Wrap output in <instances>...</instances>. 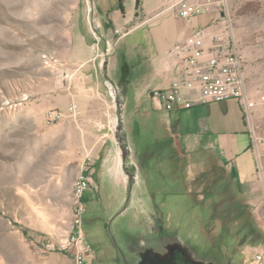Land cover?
I'll return each instance as SVG.
<instances>
[{"label": "rangeland", "instance_id": "rangeland-1", "mask_svg": "<svg viewBox=\"0 0 264 264\" xmlns=\"http://www.w3.org/2000/svg\"><path fill=\"white\" fill-rule=\"evenodd\" d=\"M203 1L208 2V8L222 10L217 0ZM225 2L246 59V89L253 101L249 124L264 137V0ZM65 6L64 0H0V226L3 221L19 225L20 220H29V214L52 205L64 210L61 203L23 202L21 194L31 193L23 189L28 182L3 179L13 174L10 166L18 169L20 163L45 164L53 173L62 169L65 180L72 178L67 140H60L55 148L41 144L39 134L50 130L67 134L73 130L70 122L83 116L78 105L93 104L94 117L102 118V114L105 124L94 132L104 133L97 140L103 144L101 150L97 157L85 161L90 180L83 229L96 254L92 264H118L114 244L122 245L130 236L158 224L178 232L199 252L250 264L251 256L264 248V217H238L241 209H236L230 188L220 183L219 166L209 154L197 159L192 156L186 181L189 190L183 187L179 179L184 165L177 167L166 142L148 148L149 140L132 132V87L115 82L120 87L115 100L106 89L109 78L104 67L114 52L116 38L103 37L101 23L93 35L92 12L86 14L94 39L89 57L79 44L56 42L50 33L42 32L62 27L56 19H61ZM61 29L68 32L69 28ZM132 73L137 82L141 78L138 70ZM71 104L77 108L74 116L69 112ZM49 110L59 111L61 117L49 121ZM76 129L82 131L84 126L79 123ZM120 146L127 147L125 158ZM24 147L33 153H22ZM143 147L157 148L155 159L160 161L149 162L154 159L151 157L146 161ZM200 159L202 163H198Z\"/></svg>", "mask_w": 264, "mask_h": 264}, {"label": "crops", "instance_id": "crops-1", "mask_svg": "<svg viewBox=\"0 0 264 264\" xmlns=\"http://www.w3.org/2000/svg\"><path fill=\"white\" fill-rule=\"evenodd\" d=\"M64 1L66 6L61 19L56 21L62 23L61 28L68 27V32H63L61 28L42 32L50 33L56 42L79 44L89 57V44L94 39L89 32L86 14L88 16L92 12L101 23V35L107 39L116 38L114 52L106 61L104 71L110 80L132 87L133 105L129 116L134 129L132 132L149 140L146 143L148 148L151 145L160 147V143L163 145V141L166 142L177 167L184 165L179 180L186 190H189L186 181L192 170V156L197 159L201 155H211L219 166L220 183L230 188L238 206H235L236 209H241L238 217H264V151L260 150L259 156H256L252 150L249 120L240 105L234 100L201 102L196 99L190 105L169 112L151 96L153 89L165 88L172 80L175 60L169 56L170 48L185 43L198 27L212 28L219 19V12L209 7L192 16L180 15L179 0ZM195 1L187 0L189 3ZM119 31L122 33L118 34ZM131 69L138 70L141 76L137 82ZM121 70L123 73H120ZM78 106V112L83 116L70 122L73 130L67 134L52 130L39 134L41 144L55 148L60 140H67L72 178L65 180L62 169L53 173L45 164L20 163L18 169L10 166L13 174L3 179L28 182L23 189L27 191L28 188L31 193L21 194L23 202L61 203L64 210L55 209L52 205L50 209L29 214V220H20L19 225L3 221L0 226V264H75L71 255L40 252L37 243L43 235L57 237L70 230L73 182L82 164L97 157L103 146L98 139L104 133L94 132L105 124V118L102 114V118L94 117L93 104ZM79 123L84 130L76 129ZM157 151V148L148 150L143 147L142 156L146 161L149 157L154 158L149 162L160 161L155 159ZM22 153L31 155L33 150L24 147ZM261 233L264 239V229ZM95 255L88 256L83 264H92Z\"/></svg>", "mask_w": 264, "mask_h": 264}, {"label": "built area", "instance_id": "built-area-1", "mask_svg": "<svg viewBox=\"0 0 264 264\" xmlns=\"http://www.w3.org/2000/svg\"><path fill=\"white\" fill-rule=\"evenodd\" d=\"M222 3L219 19L208 26L198 27L190 38L182 44H176L169 50V56L175 60L172 80L165 88H155L151 96L166 111H175L190 105L196 99L201 102L234 100L249 118L253 101L246 89L245 59L236 36L234 22L226 6ZM179 14L192 16L204 12L208 2L179 0ZM93 23V24H92ZM100 27L95 19L90 22L93 35ZM106 89L115 100L120 87L110 79L105 80ZM195 96V98H193ZM70 115L77 113L74 104L69 106ZM49 121L58 120L61 113L49 110ZM251 148L259 156L264 151V137L256 133L249 125ZM89 166L83 163L72 187V218L70 230L60 236L43 235L39 238L37 249L42 253L71 255L75 264H83L88 256L94 254L92 244L86 239L83 219L86 213L85 193L89 187ZM264 250L256 251L250 264H263Z\"/></svg>", "mask_w": 264, "mask_h": 264}, {"label": "flooded vegetation", "instance_id": "flooded-vegetation-1", "mask_svg": "<svg viewBox=\"0 0 264 264\" xmlns=\"http://www.w3.org/2000/svg\"><path fill=\"white\" fill-rule=\"evenodd\" d=\"M178 236V232L168 230L161 224L148 227L144 232L137 234L136 237L130 236L127 238L122 245L114 244L118 263L120 254L146 256L153 253L156 254L157 258L169 261H173L175 257L183 258L184 254H187V249L181 244ZM192 250L198 255L213 256L193 248Z\"/></svg>", "mask_w": 264, "mask_h": 264}, {"label": "water", "instance_id": "water-1", "mask_svg": "<svg viewBox=\"0 0 264 264\" xmlns=\"http://www.w3.org/2000/svg\"><path fill=\"white\" fill-rule=\"evenodd\" d=\"M122 149V155L125 158L127 152L126 146H120ZM132 176V175H129ZM181 244L187 249V254L182 257H175L173 261L163 260L157 258L156 254L150 253L149 255H125L120 254L118 264H237L235 261L228 258H219L217 256H204L198 255L191 246L187 244L183 239H180ZM148 244V243H147ZM230 261V262H229Z\"/></svg>", "mask_w": 264, "mask_h": 264}, {"label": "bare ground", "instance_id": "bare-ground-1", "mask_svg": "<svg viewBox=\"0 0 264 264\" xmlns=\"http://www.w3.org/2000/svg\"><path fill=\"white\" fill-rule=\"evenodd\" d=\"M118 118V117H117ZM117 118H114L115 119V123L117 122ZM121 149V148H120ZM114 164H117V165H119V162H115Z\"/></svg>", "mask_w": 264, "mask_h": 264}, {"label": "trees", "instance_id": "trees-1", "mask_svg": "<svg viewBox=\"0 0 264 264\" xmlns=\"http://www.w3.org/2000/svg\"><path fill=\"white\" fill-rule=\"evenodd\" d=\"M85 199V198H84Z\"/></svg>", "mask_w": 264, "mask_h": 264}]
</instances>
